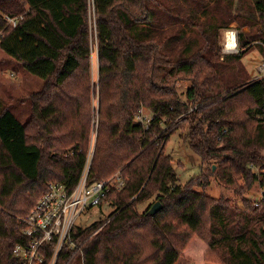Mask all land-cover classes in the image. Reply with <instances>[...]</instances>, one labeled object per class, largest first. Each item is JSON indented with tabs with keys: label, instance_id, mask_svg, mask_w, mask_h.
<instances>
[{
	"label": "trees",
	"instance_id": "obj_1",
	"mask_svg": "<svg viewBox=\"0 0 264 264\" xmlns=\"http://www.w3.org/2000/svg\"><path fill=\"white\" fill-rule=\"evenodd\" d=\"M184 2L0 0L4 68L43 82L27 100L0 96V264H20L23 220L51 184L77 186L92 148L88 184L120 175L125 185L104 200L115 210L106 221L73 231L81 252L60 264H187L197 250L201 264H264V81L239 66L254 47L264 56V0ZM233 23L239 52L222 55ZM182 78L192 83L184 103ZM181 121L203 163L184 186L166 154ZM212 179L245 208L209 195ZM256 185L259 206L245 197Z\"/></svg>",
	"mask_w": 264,
	"mask_h": 264
},
{
	"label": "built area",
	"instance_id": "obj_2",
	"mask_svg": "<svg viewBox=\"0 0 264 264\" xmlns=\"http://www.w3.org/2000/svg\"><path fill=\"white\" fill-rule=\"evenodd\" d=\"M10 23L15 27L16 21ZM230 34L235 35V47L228 48ZM224 52L230 54L238 52V35L234 31L226 33ZM259 77L256 82L264 81V62L258 67ZM138 121L148 125L151 118L143 112ZM93 148L91 149L85 172L77 186L70 190L66 184L56 183L49 186L48 192L42 196L29 216L23 220V235L25 245L17 246L14 256L20 264H60L62 256L67 251L74 255L81 252V248L73 241V231L81 228L77 221L86 217L90 211L99 208L111 191H120L125 185L124 179L116 175L108 181L89 185L88 173ZM260 200L254 201L259 206ZM109 205V204H108ZM70 262V259L67 263Z\"/></svg>",
	"mask_w": 264,
	"mask_h": 264
},
{
	"label": "rangeland",
	"instance_id": "obj_3",
	"mask_svg": "<svg viewBox=\"0 0 264 264\" xmlns=\"http://www.w3.org/2000/svg\"><path fill=\"white\" fill-rule=\"evenodd\" d=\"M200 1V0H197ZM180 3L182 6L186 9H188V5L185 4L184 0H180ZM95 22L94 17V10L93 6L90 9V23L93 26ZM237 23H233L229 29V31H234L237 33ZM243 31L249 32L248 28H244ZM228 32V31H227ZM226 32V33H227ZM226 33L223 36L224 40H220L219 45L223 46L222 55H234L237 54L236 52L233 54H226L227 52H224V45H226ZM231 36V35H230ZM96 44V43H95ZM96 45L94 47V54H93V79L96 82L98 79V63H97V53H96ZM6 57L4 54L0 52V96L4 99H8L9 94L14 95L16 98L20 99H28L30 94L34 91H38L42 88L43 82L39 80L36 77H32L28 75L19 65H11L9 67L3 66L2 60H4ZM264 62V56L262 55L260 49L254 47V49L248 54L239 65L240 67L244 68L248 74V77L252 80H257L261 74L258 72V67L261 66V64ZM263 77V76H261ZM192 86V83L188 80L182 78L180 81L176 82V91L178 95V99L181 102H186V93L188 89ZM8 101V100H7ZM95 106H97V101H95ZM19 112L17 114L19 115L21 122H25L26 117L30 114L29 110V104L25 105H18ZM143 114L151 118V115L148 111H142ZM191 111L189 112L188 116L184 118L182 121L187 119H191L195 117V114L191 115ZM179 122L178 125H176L174 128L171 129V131L174 133L173 136L170 139V142L166 149V154L172 157L173 160V167L178 175V184L180 186L186 185L190 180L198 177L201 174L202 171V159L200 156L195 154L189 147V141H188V126L184 124L183 122ZM179 126L177 130L175 128ZM215 170H216V166ZM213 167V171L214 170ZM200 190V189H198ZM262 189H260L259 186H255V188L252 189L249 193L246 194V198L251 200L252 202L256 200H261L262 197ZM207 193L211 195L212 197L219 199L220 197L224 196L226 197L230 203L231 206H236L239 209H244V203H243V197L235 194L232 190L225 189L224 186L220 185L217 181L212 179L211 186L208 188ZM144 204L143 206L139 207V210L141 213L145 212L149 205ZM115 210L110 205H102L99 208H95L92 211L88 213L86 217H83L82 220L77 221V224L81 227V229H87L91 227L93 224L106 221L110 215ZM193 252L196 250L193 249ZM79 253V252H78ZM196 255H194V258L196 262L194 263V259L192 258V255H189V259L187 260V264H201L203 262V256L202 251L197 250Z\"/></svg>",
	"mask_w": 264,
	"mask_h": 264
},
{
	"label": "water",
	"instance_id": "obj_4",
	"mask_svg": "<svg viewBox=\"0 0 264 264\" xmlns=\"http://www.w3.org/2000/svg\"><path fill=\"white\" fill-rule=\"evenodd\" d=\"M214 170H215V167H214ZM161 204L160 203H156L152 208H151V210L149 211V214L151 215V216H155L158 212H159V210L161 209Z\"/></svg>",
	"mask_w": 264,
	"mask_h": 264
},
{
	"label": "bare ground",
	"instance_id": "obj_5",
	"mask_svg": "<svg viewBox=\"0 0 264 264\" xmlns=\"http://www.w3.org/2000/svg\"><path fill=\"white\" fill-rule=\"evenodd\" d=\"M231 36L229 37V44H228V48L232 49L235 47V35L230 34Z\"/></svg>",
	"mask_w": 264,
	"mask_h": 264
}]
</instances>
